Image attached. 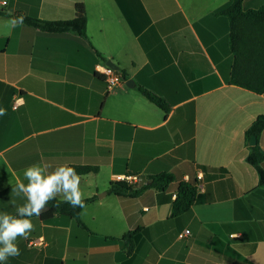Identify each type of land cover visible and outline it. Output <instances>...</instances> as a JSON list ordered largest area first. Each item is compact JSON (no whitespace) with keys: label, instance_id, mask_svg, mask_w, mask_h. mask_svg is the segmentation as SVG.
Listing matches in <instances>:
<instances>
[{"label":"crops","instance_id":"1","mask_svg":"<svg viewBox=\"0 0 264 264\" xmlns=\"http://www.w3.org/2000/svg\"><path fill=\"white\" fill-rule=\"evenodd\" d=\"M231 2L0 0V213L26 203L15 189L28 183L30 165L98 168L80 175L83 200L97 197L81 211L87 230L58 215L32 217L33 230L16 241L20 255L0 264H264V188L246 160V131L264 116V93L229 83L234 54L223 13ZM79 4L88 40L30 24L70 21ZM261 7L264 0L242 5ZM109 60L134 87L107 92L98 68ZM259 146L264 154V133ZM162 173L176 177L164 190L108 193L116 176ZM180 182L197 188L196 201L171 218ZM138 228L126 256L121 238Z\"/></svg>","mask_w":264,"mask_h":264},{"label":"trees","instance_id":"2","mask_svg":"<svg viewBox=\"0 0 264 264\" xmlns=\"http://www.w3.org/2000/svg\"><path fill=\"white\" fill-rule=\"evenodd\" d=\"M244 0H232L224 15L231 23V50L234 54V65L230 74L229 83L252 91L256 94L264 93V7L258 10L244 12L242 9ZM77 15L66 22L31 21L30 24L45 32L61 33L69 32L86 40L87 17L83 4L76 7ZM122 77H126L124 71H117ZM146 98L162 110H166L164 101L158 97L140 89ZM264 133V116H259L246 131V144L248 149L247 162L256 169L259 175V186L264 188V154L259 146V140ZM256 137L257 144L250 146L252 137ZM79 175L97 173L98 168H76ZM176 181L172 174L162 173L153 177H141L137 185H129L124 182H113L108 189L109 194L120 198H137L146 190H164ZM197 188L188 182H180L177 189V197L172 206L171 218H177L189 212L196 201ZM97 200V197L83 200L88 205ZM46 207L49 210L39 215L41 221L50 222L55 215L74 221L79 227L87 230L80 219L83 208H72L68 203L58 200H50ZM32 217H36L35 215ZM31 217V218H32ZM144 230L138 228L129 231L122 238L126 248V256H132L136 243ZM160 264H170L162 261Z\"/></svg>","mask_w":264,"mask_h":264},{"label":"clouds","instance_id":"3","mask_svg":"<svg viewBox=\"0 0 264 264\" xmlns=\"http://www.w3.org/2000/svg\"><path fill=\"white\" fill-rule=\"evenodd\" d=\"M23 19L22 16L13 18L6 27L15 28L23 23ZM2 115H5V110L0 108ZM24 177L28 183L18 181L15 191L17 195H24L26 203L16 208L15 215L0 213V262L20 255L17 239L28 237L34 228L30 218L41 215L50 200L59 195L72 208L85 207L80 188L81 176L73 167L62 165L49 173L46 168L34 164L24 170Z\"/></svg>","mask_w":264,"mask_h":264},{"label":"built area","instance_id":"4","mask_svg":"<svg viewBox=\"0 0 264 264\" xmlns=\"http://www.w3.org/2000/svg\"><path fill=\"white\" fill-rule=\"evenodd\" d=\"M3 5H6V1L2 3ZM98 72H100L104 78V81L106 83V90L107 92H112L115 91L116 89L126 86L125 85V80L119 74L117 71L113 70L112 68L108 67L106 64H103L98 68ZM19 106V102L16 101L14 108L17 109ZM198 179H202V173L200 172L198 174ZM141 181L140 176L136 175H121V176H116L115 182H124L129 185H137ZM174 198L177 197V194L173 195ZM38 241H31L29 242L30 247H34Z\"/></svg>","mask_w":264,"mask_h":264},{"label":"water","instance_id":"5","mask_svg":"<svg viewBox=\"0 0 264 264\" xmlns=\"http://www.w3.org/2000/svg\"><path fill=\"white\" fill-rule=\"evenodd\" d=\"M106 65L108 66V67H110V68H112L113 70H115V71H119V67L116 65V64H114L111 60H109L107 63H106ZM123 79L125 80V85L127 86V87H129V88H132V87H134V82L133 81H131V80H126V77H123ZM257 144V139H256V137H252L251 138V140H250V146H255ZM104 195H106V193H104L103 195H99V197L101 198V197H103ZM49 210V207H46L45 206V209L42 211V213H44V212H46V211H48ZM41 213V214H42Z\"/></svg>","mask_w":264,"mask_h":264}]
</instances>
